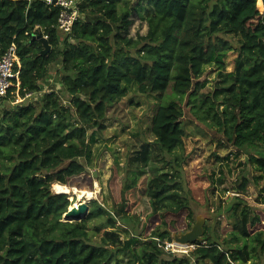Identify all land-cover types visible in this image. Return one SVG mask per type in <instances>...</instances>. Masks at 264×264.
Returning <instances> with one entry per match:
<instances>
[{
	"label": "trees",
	"instance_id": "16d2710c",
	"mask_svg": "<svg viewBox=\"0 0 264 264\" xmlns=\"http://www.w3.org/2000/svg\"><path fill=\"white\" fill-rule=\"evenodd\" d=\"M145 1L144 8L130 7L129 0H81V18L72 34L64 35L57 27L59 7L46 0H0V56L16 44L20 96H38L7 107L16 101L17 89L0 98V264H112L121 252H130V264H192V257L203 264H230L225 251L233 261L247 262L240 251L222 246L225 234L234 231L230 225L238 228L241 222L244 239L257 242L252 251L259 257L264 253V209L239 213L237 206L227 216L230 225L220 223L224 233L205 231L190 258L164 249L194 222L188 198L178 190L184 189V158L176 152L186 136L185 96L189 104L200 94V119L211 120L226 142L249 154L264 178V0ZM137 11L147 15L148 30L132 37ZM220 35L239 37V74L212 93L201 92L205 67L233 49ZM39 36L48 37V53ZM59 59L74 110L58 92L42 86ZM133 84L141 94L171 86L179 98L159 107L152 127L164 156L174 158L167 161L173 171L155 177L140 171L126 183L114 164L107 183L112 209L92 199L86 218L63 222L72 202L52 186L93 190L92 174L78 161L90 154L88 131L104 128L109 106L124 99ZM248 184L244 179L237 193H245ZM235 216L238 223L232 221ZM97 217L105 218L96 228L98 242L88 229ZM122 221H129L134 232ZM251 264L264 263L260 258Z\"/></svg>",
	"mask_w": 264,
	"mask_h": 264
},
{
	"label": "rangeland",
	"instance_id": "374dc122",
	"mask_svg": "<svg viewBox=\"0 0 264 264\" xmlns=\"http://www.w3.org/2000/svg\"><path fill=\"white\" fill-rule=\"evenodd\" d=\"M138 4L146 7L145 0H129L130 7L138 6ZM261 10L263 11V7ZM146 18L147 15L144 11L141 13L137 11L132 14L133 23L130 28V36L136 37L138 34L147 33ZM220 36L228 40L233 49L222 52L214 63L205 67L201 77L203 82L201 92L212 93L217 85L229 78H236L239 74V69L236 66L239 37L236 35ZM61 39L63 44V35ZM63 46L61 45V48ZM61 67L62 59L52 64L49 75L43 81L42 86L45 92H58L60 98L64 100V105L74 110L71 103L72 96L67 93L61 82ZM199 96L196 101H191L189 104V97L185 96L181 104L184 109L182 122L186 129V136L183 149H178L176 152L179 157L184 158L182 162L183 180L181 182L184 189L179 188L178 190L185 198H188L189 205L193 209V226L201 218L204 220L205 231L211 232L216 229L219 234H222L224 232H222L223 227L220 223L222 221L223 226L229 223L227 216L231 214L230 209H233V206H237L239 213L243 208L248 210L251 208L264 209V178L251 165L249 154L226 142V139L218 132L211 120L207 119L204 123L200 119V116L204 114L199 106ZM37 97H31L30 100L35 102ZM171 100L179 101V98L173 94L171 86L166 92L141 94L138 91V86L133 84L129 87V93L124 99L109 106L105 119L101 121L104 128L89 129L90 154L85 158L78 159V161L84 164L92 174L93 190L89 191H94L96 182L100 184L99 197L94 196L93 199L98 200L107 209H112L107 183L114 164L119 166L121 177L126 183H130L132 177L140 171L147 172L151 177L173 171L172 166L167 164V161H173L174 158L164 156L152 131L153 119L159 107ZM5 104L6 107L15 105L8 102ZM244 179H247L249 184L246 192L239 194L237 190ZM83 190L88 189L83 188ZM52 191L57 193L54 185ZM88 198L80 199L77 195H69L72 204L78 203L79 206L83 202L89 205L90 200ZM237 198L241 199L242 202H239ZM232 219H234L233 222L238 223L236 216ZM104 220L103 217H97L88 222V229L96 242L100 241V238L95 235L96 228ZM121 223L134 232V227L129 221H122ZM230 227L235 233L233 230L231 233L227 232L225 234L227 241L222 246L233 252L240 251L244 258H250L245 262L243 258L239 257L238 261L240 262L237 264L259 262L260 258L264 263V253L260 252L261 257H259L252 251L253 245H256L257 242L244 239L243 223L238 224V228H233L231 225ZM127 237L126 234H122L123 240ZM134 248L139 250L141 245L137 244ZM194 250L196 249L193 247H185L180 250L181 252H168L184 258L182 256L191 257ZM118 258L119 263L115 261L112 264H130L131 254L130 252H121ZM191 261L192 264H203L200 261L196 262L193 257Z\"/></svg>",
	"mask_w": 264,
	"mask_h": 264
},
{
	"label": "built area",
	"instance_id": "2783aa9c",
	"mask_svg": "<svg viewBox=\"0 0 264 264\" xmlns=\"http://www.w3.org/2000/svg\"><path fill=\"white\" fill-rule=\"evenodd\" d=\"M50 5L59 7V17L57 27L59 31L64 35H71L74 25L81 18L80 13V2L81 0H46ZM48 38L47 36H45ZM16 65L20 66V60L18 57V50L15 43H13L8 50L0 56V98L7 97L8 93L11 92L12 88H16V101L13 104L24 102L27 99L33 97V93H28L25 97L20 96L21 82L19 80V72H15ZM12 93H14L12 91ZM18 98H20L18 100ZM176 242L166 243L164 249L166 251L181 252V247ZM196 249L197 245H191ZM229 260L230 264L235 262L229 257L228 252H224Z\"/></svg>",
	"mask_w": 264,
	"mask_h": 264
},
{
	"label": "water",
	"instance_id": "95a60500",
	"mask_svg": "<svg viewBox=\"0 0 264 264\" xmlns=\"http://www.w3.org/2000/svg\"><path fill=\"white\" fill-rule=\"evenodd\" d=\"M39 39H41V41L44 44L45 47L44 53H48L51 50V46L48 44L47 39L44 38L43 36H39ZM94 176H96V174H94ZM58 194H67V193H58ZM92 199L93 198H88V200H92ZM88 213H89V205L88 203L83 202L80 204L78 210H70L69 208L63 217L65 222L82 221L83 218ZM204 233H205L204 220L199 218L190 230L174 234V242L188 246L195 245V243L203 239Z\"/></svg>",
	"mask_w": 264,
	"mask_h": 264
},
{
	"label": "bare ground",
	"instance_id": "6f19581e",
	"mask_svg": "<svg viewBox=\"0 0 264 264\" xmlns=\"http://www.w3.org/2000/svg\"><path fill=\"white\" fill-rule=\"evenodd\" d=\"M54 189L57 191V193H67L69 195H77L80 199L84 197H89V198H95L94 196L99 197V193L101 192V187L98 182L95 183L94 191L83 190L77 187L69 188L68 186L62 185L60 183L54 184ZM79 207L80 206L78 205V203H75L70 206V210H78ZM177 246L181 248L189 247L188 245H184V244L183 245L179 244Z\"/></svg>",
	"mask_w": 264,
	"mask_h": 264
},
{
	"label": "crops",
	"instance_id": "0c3cea01",
	"mask_svg": "<svg viewBox=\"0 0 264 264\" xmlns=\"http://www.w3.org/2000/svg\"><path fill=\"white\" fill-rule=\"evenodd\" d=\"M43 37L46 38L45 36H43ZM46 39H47V38H46ZM187 257H189V256H187ZM234 262H235V261H234ZM237 262H240V261H236L235 264H237Z\"/></svg>",
	"mask_w": 264,
	"mask_h": 264
}]
</instances>
